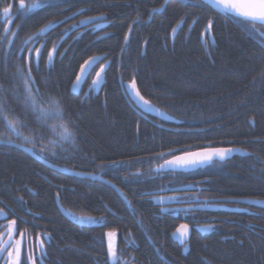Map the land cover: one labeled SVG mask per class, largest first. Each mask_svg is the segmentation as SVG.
I'll list each match as a JSON object with an SVG mask.
<instances>
[{
    "label": "trees",
    "instance_id": "1",
    "mask_svg": "<svg viewBox=\"0 0 264 264\" xmlns=\"http://www.w3.org/2000/svg\"><path fill=\"white\" fill-rule=\"evenodd\" d=\"M8 3L13 4L9 31H16V37L3 32L2 7ZM18 3L0 0V99L10 113L21 119L26 115L28 127L39 131L33 147L0 120V139L34 150L55 167L100 176L123 197L111 187L54 173L23 152L0 146V227L16 220L17 237L22 232V244L31 250L33 241L44 239L48 264H110L102 231L79 229L61 212L92 216L106 205L118 217L110 215L108 228L127 264L134 256L142 258L140 264H164L160 257L172 264H264V210L231 204L223 207L239 212L194 209L190 216L179 211L170 217L151 201L157 193L184 187L199 191L181 199L264 201L263 37L250 36L238 20L199 0H170L153 17V9L164 7L165 0H50L26 16L17 11ZM194 3L201 7L190 6ZM101 15L106 21L100 27L72 32V25ZM209 20L211 34L205 31ZM50 23V30L36 35ZM41 44L45 47L39 66L31 65L32 75L43 98L59 102L63 122L77 141L74 149L56 156L50 155L51 145L40 151L39 135L48 137V131L40 127L44 121L38 123L31 109H25L26 93L14 75L25 62L20 48ZM53 47L49 64L46 54ZM92 58H101V64L73 93L80 68ZM107 63L111 66L97 94L96 73ZM133 79L141 96L166 119L129 100L121 86ZM218 147L252 156L190 174L154 172L165 158ZM74 159L80 164H73ZM183 224L202 228L186 257L180 249H170L171 235ZM125 238L139 248H127Z\"/></svg>",
    "mask_w": 264,
    "mask_h": 264
},
{
    "label": "snow or ice",
    "instance_id": "2",
    "mask_svg": "<svg viewBox=\"0 0 264 264\" xmlns=\"http://www.w3.org/2000/svg\"><path fill=\"white\" fill-rule=\"evenodd\" d=\"M167 0H165V4ZM188 3V0H185V4ZM204 4L207 6L215 5L216 8L223 10L224 13L231 14L233 18L240 22L241 28L248 32L251 36L253 32L257 33L258 36L264 37V33H259L257 30V25L261 28H264V0H204ZM192 7H201V3L191 4ZM45 7V4L42 0H33L31 5H28L25 0H19L17 11L22 15H27L28 13L35 12L38 9H42ZM163 6L160 9H153V12L163 11ZM13 4L8 3L2 7V16L3 23L6 25L3 29L5 36L16 37V31H9L10 27L13 24ZM227 18V17H226ZM104 16H95V17H87L84 20L79 21L80 24H88L93 22L102 21ZM136 23V21H133ZM195 23V21H193ZM96 27H100L99 23L95 24ZM52 24L45 25L44 28H41L40 31L36 35H43L46 30H50ZM73 28H77L78 25H72ZM19 25H17V29ZM213 28V21L209 20L207 22V27L205 29L206 32L211 34V29ZM132 29L129 28V33H131ZM173 36L176 33V29L173 30ZM9 45H11L12 41H8ZM27 43V41H25ZM125 43H127V37H125ZM45 46L41 44L40 48H20L21 53H26L24 57V64L17 65L15 68L14 75L19 76L23 88L25 90V99L24 105L25 109L30 108L33 114L36 117L37 122L44 121V124L40 125L47 129L48 137H45L43 134L39 135V141L42 145L40 148L41 152L48 151V146H52V151L50 153L51 156H56L59 151L68 152L69 148L74 149L77 143L75 139V134L72 127L64 123V114L63 109L59 107L58 101H46L43 98V95L39 93V86L36 84V78L32 75V67L33 63L36 66H39L40 58H41V49ZM123 51V50H122ZM56 53V48L53 47L51 52H48L47 60L48 63L51 64L53 62L54 54ZM7 61V57L5 58ZM98 58H92L87 61L84 66L80 68L81 75L86 74V69L91 70L95 61ZM105 69L104 67H100L99 72L96 73V85L99 86L100 82L103 80V73ZM81 81V76L76 77V84L73 87H76ZM135 92V94L144 101L145 104H148V101L144 100V97L140 95V92L136 88V81L133 79L130 85ZM3 85H0V91H2ZM47 105V107H46ZM55 105V106H53ZM0 120H2L3 124L10 128L12 131L17 132V134L23 137L26 143L32 144L33 147L36 146L37 141V133L38 129L32 130L28 127L27 116L23 119L19 115L14 113H10L6 108L3 100L0 99ZM57 121L56 124H52L51 121ZM25 132H28L25 135ZM48 140V144H45L44 141ZM11 142L0 139V143ZM67 145V147H65ZM234 152L233 148L226 147H218L214 149H210L206 152H198V153H189L184 156H175L173 159L165 158L164 163L160 165V169L165 167H186L189 165H196L204 162H211L214 157H218L220 160H224L228 158ZM244 155H251L250 153L245 152ZM23 200V197L20 198ZM57 199H59V193H57ZM161 202L163 200L161 199ZM260 202V201H256ZM264 203V202H261ZM4 210L0 209V214H3ZM7 219V216H5ZM79 221L81 224L92 223L94 222L92 218L80 217ZM16 220H11L6 233L0 232V261H3L4 264H21V253L22 249L24 251V261L25 264H37L39 260L40 264H43V260L46 257L44 241H39V255H36L30 247L24 246L22 244L23 233H18L21 237L20 240L15 239L17 235L16 229ZM181 228L183 231H180V237L182 238V242L188 238V229L187 225H182ZM179 231V230H178ZM108 244H107V252L111 260V264H120L121 257L117 252V249L114 244V232H108L107 234ZM51 238L49 237V240ZM127 264V262H124Z\"/></svg>",
    "mask_w": 264,
    "mask_h": 264
},
{
    "label": "water",
    "instance_id": "3",
    "mask_svg": "<svg viewBox=\"0 0 264 264\" xmlns=\"http://www.w3.org/2000/svg\"><path fill=\"white\" fill-rule=\"evenodd\" d=\"M170 0H167V3L165 4V6L163 7L164 10L163 11H156V12H153L152 13V17L156 14H162L165 9H166V6L167 4L169 3ZM200 2H202L204 4V0H199ZM209 7H212L220 12H223V10L221 9H218L216 8L215 5H212V6H209ZM224 13V12H223ZM227 14V13H225ZM227 15H230L231 14H227ZM106 21V18H104L102 21H98V22H93V23H88V24H81L76 30L78 29H82V28H86V27H89V26H93L95 25L96 23H103ZM259 26V25H257ZM55 28V27H54ZM205 36H206V33H205ZM176 37V35H175ZM65 39V38H64ZM263 40H264V37H263ZM102 62V59L101 58H98L96 61H95V64L93 65L92 69L91 70H88L86 69V74L84 75H81V73L79 72V75L78 76H81V81L79 84H77L76 87H72V92L73 93H76L79 88L81 87V85L84 83L85 79L89 76V74L99 65L101 64ZM111 66V63H107L105 66H104V73L102 74L103 76L107 73V71L109 70ZM76 84V81L75 83ZM104 85V79L102 80V83L100 84L97 92L99 93L100 90L102 89ZM131 83H126L124 85V88L126 90V93H127V96L128 98L131 100V102L138 108H142L145 112L149 113V114H152L154 116H157L161 119H166L162 114H160L159 112H157L149 103L148 104H145L144 101H142L136 94L135 92L133 91L132 87L130 86ZM136 88H137V84H136ZM138 90V88H137ZM141 95V94H140ZM145 100V99H144ZM0 146H4V147H9V148H13V149H16V150H19L23 153H25L26 155H28L29 157H31L33 160L39 162L41 165H43L44 167L54 171V172H57V173H60V174H63V175H67L69 177H77V178H80V179H84V180H88V181H93V182H96V181H102V179L100 177H97V176H93V175H82V174H77V173H74L72 171H68V170H64V169H61V168H56V167H53L51 164L45 162L43 159H41L39 156H37L33 150L31 149H28L26 147H23V146H20V145H17L15 143H9V142H5V143H0ZM210 149H204V150H200V151H197V152H193V153H198V152H206ZM246 151H243L241 149H234V152L226 159L224 160H220L218 157H214L213 160L211 162H204V163H199V164H196V165H189V166H186V167H175V168H171V167H165L163 169H160V167L156 168L154 170L155 173H169V172H174V173H185V174H189V173H194V172H197L199 170H205L206 168H209L211 167L214 163L216 162H219V163H225L229 160H232L233 158L235 157H240V158H246V157H251L252 155H244ZM248 153V152H247ZM189 154V153H188ZM184 155H187V154H184ZM184 155H180V156H184ZM195 191V189L193 187H186V188H181V189H178L176 190L175 192H179V193H186V192H193ZM256 201H259V200H237V201H207V202H204V204L206 205L203 209L205 211H223V212H238L236 210H230V209H225V208H222V207H219V206H216V207H210L208 206L211 202H214V203H222V204H236V205H242V206H248V207H253V208H257V209H262L264 210V203H261V202H264V201H260V202H256ZM203 203V202H201ZM62 214L64 215V217L70 221L72 224H77V226H83V227H86L88 226L90 223H86V224H81L80 222L79 223H75V221L73 220V218L65 212V210L62 209ZM186 225V224H185ZM187 229H188V238L186 240H184L182 242V238L180 237V231H183V229L181 227H179L176 232L174 233L173 235V240L175 243L179 244L181 247L185 246L189 241H190V238H191V228L187 225ZM179 230V231H178ZM6 233V232H5ZM109 262L111 264V260H110V257H109ZM166 262V261H165ZM1 263V261H0ZM167 264H169L168 262H166Z\"/></svg>",
    "mask_w": 264,
    "mask_h": 264
},
{
    "label": "flooded vegetation",
    "instance_id": "4",
    "mask_svg": "<svg viewBox=\"0 0 264 264\" xmlns=\"http://www.w3.org/2000/svg\"><path fill=\"white\" fill-rule=\"evenodd\" d=\"M76 17V16H75ZM75 17H73L72 19H74ZM81 24L79 23L78 24V27L80 26ZM101 25V24H100ZM77 27V28H78ZM77 28H74L72 30L73 33H83L84 31L87 32L89 30H92L94 28H96L95 25L93 26H89V27H86V28H82V29H78L76 30ZM88 29V30H87ZM67 37H65L66 39ZM64 39V40H65ZM98 67V66H97ZM100 70V69H99ZM99 70L97 72H99ZM108 72V71H107ZM122 85V84H121ZM104 86V85H103ZM122 87V90L123 92L126 94V90L125 88ZM103 88V87H102ZM102 90V89H101ZM100 90V92H101ZM99 92V93H100ZM97 92V94H99ZM228 162V161H227ZM73 164H80L78 159H74L73 160ZM53 166V165H52ZM50 170V169H49ZM52 171V170H50ZM54 172V171H52ZM54 173H57V172H54ZM74 173H77V174H83V173H78V172H74ZM83 175H89V174H83ZM94 176V175H93ZM97 176V175H96ZM97 177H100V176H97ZM73 178H76L78 180H84V179H79L77 177H73ZM101 178V177H100ZM102 181H96L95 183H99V184H102L103 186L105 187H111L112 189L116 190L117 192V188L111 184L109 181L101 178ZM84 181H88V180H84ZM90 182H93V181H90ZM186 188V187H184ZM195 191L193 192H186V193H179V192H175L176 190H171L169 191L168 193L166 192H162L160 194H155V196H152V199L151 201L154 202V205L157 206V205H161V209L164 210V212L162 213V215L164 214H169L170 217H175V214L174 213H179V211H182L183 213H186L187 216H190V214L188 213L190 210H194V209H197L198 211H203V212H212V211H205L203 208L206 206L204 204V202H207L209 200H205L203 198H200V197H193V199H181L183 198L181 195H186V194H189V193H196L198 192L199 190L194 188ZM120 191H118L117 193L119 194ZM108 192L105 191V194H107ZM121 196V194H120ZM123 197V196H121ZM161 199L163 200V202H161ZM210 201H216V200H210ZM203 202V203H201ZM224 205H231V204H220V203H214V202H211L208 206L210 207H216V206H219V207H222V208H225L223 207ZM232 205H235V204H232ZM253 208V207H252ZM228 209V208H227ZM232 210H237V209H232ZM166 211V212H165ZM239 211V210H238ZM213 212H216V211H213ZM220 212H223V211H218L217 213H220ZM110 215H112L113 218H118L113 212H111L106 205H104L103 209H102V213L100 214H97V215H92V216H87V215H82V214H78V213H73V220L75 221V223H79V218L80 217H85V218H92L94 222L90 223L88 226L86 227H83V226H77V224H73L74 226H76L77 228L79 229H83V230H87V229H91V230H101L102 231V236H103V241L106 242V244H108V238H107V233L109 232V228H108V222H109V219H110ZM251 216H253V213H250ZM120 218V217H119ZM121 219V218H120ZM9 225L6 224L2 227H0V229H3V227H7ZM185 225V224H183ZM188 225V224H186ZM182 226V225H181ZM189 226V225H188ZM191 238H190V241L183 247H181L179 244L175 243L174 240H173V235L174 233L171 235V238H172V243H173V246L170 247L171 250H175L176 248L180 249L181 251H179V254L180 256L182 257H186V255L188 254L189 252V246L191 244V241H192V238L195 234H198L201 232L202 228L201 227H197V226H194V227H191ZM8 228V227H7ZM7 229L3 230V232L5 233ZM176 232V231H175ZM116 233H119V232H116ZM130 235V239L133 238V235L132 233L129 234ZM15 239L17 240H20L21 237H17V235L15 236ZM40 240H43L44 239H38L37 242H32V251L36 254V255H39V241ZM126 240V238H125ZM151 242V241H150ZM22 243H23V239H22ZM114 244L117 245V241H114ZM126 244H127V248H130L131 246H135L137 248L138 245L136 244L135 241H131L129 242L128 240H126ZM151 246H153L154 244L151 242L150 243ZM107 246V245H106ZM176 246V247H175ZM44 247H45V242H44ZM184 247L186 249H184ZM158 251V250H156ZM22 252H23V249H22ZM167 253V252H166ZM109 257V255H108ZM121 257V264H123L124 261H127V257H124L122 255H120ZM161 261L164 262V264H167L166 262H168L169 264H172L170 261L166 260L165 258L163 257H160L159 258ZM171 259V258H170ZM48 261H49V258L48 256L46 255L45 259L43 260V264H48ZM140 261H142V258L141 257H132V259L130 260V264H140ZM166 261V262H165ZM172 261V259H171ZM0 264H4L3 261H1ZM21 264H25V261H24V257H22V253H21ZM37 264H40L39 260L37 261Z\"/></svg>",
    "mask_w": 264,
    "mask_h": 264
},
{
    "label": "rangeland",
    "instance_id": "5",
    "mask_svg": "<svg viewBox=\"0 0 264 264\" xmlns=\"http://www.w3.org/2000/svg\"><path fill=\"white\" fill-rule=\"evenodd\" d=\"M42 2H43L44 4H46V3L50 2V0H42Z\"/></svg>",
    "mask_w": 264,
    "mask_h": 264
},
{
    "label": "bare ground",
    "instance_id": "6",
    "mask_svg": "<svg viewBox=\"0 0 264 264\" xmlns=\"http://www.w3.org/2000/svg\"><path fill=\"white\" fill-rule=\"evenodd\" d=\"M168 5V4H167ZM167 7V6H166ZM88 30V29H87ZM83 175V174H82ZM94 176H96V175H94ZM80 179V178H79ZM117 193V192H116ZM121 194V196H123V194L121 193V192H119V195ZM252 208V207H251ZM184 249H186L185 247H184Z\"/></svg>",
    "mask_w": 264,
    "mask_h": 264
}]
</instances>
